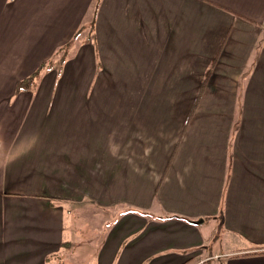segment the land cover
<instances>
[{"label":"crops","instance_id":"0c3cea01","mask_svg":"<svg viewBox=\"0 0 264 264\" xmlns=\"http://www.w3.org/2000/svg\"><path fill=\"white\" fill-rule=\"evenodd\" d=\"M263 27L264 0H0V264H264Z\"/></svg>","mask_w":264,"mask_h":264},{"label":"rangeland","instance_id":"374dc122","mask_svg":"<svg viewBox=\"0 0 264 264\" xmlns=\"http://www.w3.org/2000/svg\"><path fill=\"white\" fill-rule=\"evenodd\" d=\"M263 29H264V27H263ZM121 206V208L123 207V210H125V211H127V210H129L128 208H126L125 206H128L126 203H119ZM116 207H118V205H115ZM93 226H99L98 225V223L96 222V219L94 218V217H91L90 218V223H89V228H91V229H93V230H95V232L98 230V229H96L95 227H93ZM98 237V233H96L95 234V236L94 237ZM219 247V245H218V243H216L214 246H213V249H215V248H218Z\"/></svg>","mask_w":264,"mask_h":264},{"label":"trees","instance_id":"16d2710c","mask_svg":"<svg viewBox=\"0 0 264 264\" xmlns=\"http://www.w3.org/2000/svg\"><path fill=\"white\" fill-rule=\"evenodd\" d=\"M97 3V2H96ZM96 3H95V5H94V10L96 9ZM43 66H44V64L42 65H40L39 67H37V69L33 72V74L32 75H30L28 78H26V80L25 81H32L33 79H34V77H36V76H38L39 75V73H40V70L43 68Z\"/></svg>","mask_w":264,"mask_h":264}]
</instances>
